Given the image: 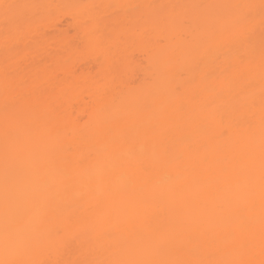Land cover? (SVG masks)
I'll list each match as a JSON object with an SVG mask.
<instances>
[{"label": "snow or ice", "instance_id": "snow-or-ice-1", "mask_svg": "<svg viewBox=\"0 0 264 264\" xmlns=\"http://www.w3.org/2000/svg\"><path fill=\"white\" fill-rule=\"evenodd\" d=\"M35 5L0 3L4 24V47L6 63L4 71V145L2 156V185H0V207H2V232H0V264H264V38L259 46V122L251 119L257 105L255 80L251 73L255 45L246 38L255 25L256 5L253 4H192L161 5V8L182 7L191 10L183 23L188 35V45L206 51L215 46L214 62H219L223 73L229 74V85H236V110L240 117L236 126L243 121L246 125L244 143L241 147L226 145L227 150L212 149L207 140L195 141L182 137L179 146L170 144L158 150L155 129H144L146 147L137 153L135 146L137 136L143 129L142 123L134 120L140 112L152 111L151 102H141L140 89L127 87L123 82L118 86L123 115L122 122L115 125L116 134L112 143L115 146L109 158L119 161L127 169L125 179L129 186L139 184L140 191L145 193L138 205L120 207L114 217L105 214L98 217L93 227L100 226V237H111L120 233L118 239L102 245L101 258L78 261L54 262L33 258L38 242L30 236L21 238L19 224L25 213L33 210L40 213L41 222L47 215V205L60 195H67L70 177L66 174L54 176L55 155L48 151L41 156V149L34 143L33 132L25 119L17 111V90L23 91L26 98L31 97V85L25 79L17 80L15 69L18 65V40L23 33L24 22L21 10ZM64 7V6H56ZM72 7V6H69ZM81 8H122L130 7L139 10L141 5H83ZM260 28L264 36V0L259 4ZM223 9L231 10L224 14ZM81 28L85 33V46L82 52L99 51L106 58L111 48L122 38V33L100 39L90 25L93 18L82 14ZM134 30V29H133ZM163 43V41H161ZM244 66L246 70H242ZM214 72H209L204 80H209ZM195 84V82H193ZM127 87V92L124 88ZM210 83L195 84L190 97L191 102L202 109L210 107L208 100L202 99L201 93L214 92ZM174 92L179 98V109L185 108L184 93L177 87ZM130 99L135 100L134 108L126 106ZM126 117V119H125ZM221 135L228 136L225 129ZM126 159L121 160V156ZM85 161H81L84 164ZM222 165L219 171L225 177L239 178L228 182L223 194L212 202V213L203 214L197 220L190 221L183 216L159 228L154 227L152 218L142 215L141 206H150L155 197L151 194V183L160 169H176L173 177L170 171L161 172L158 183L168 184L174 178L181 179L179 170L192 175L198 168H211L212 164ZM110 169H101L99 179L103 182ZM84 195V194H82ZM258 206V215L255 210ZM167 209V204L163 205ZM239 221V223H235ZM128 223L138 224L132 231L133 238L123 236ZM195 231L202 242L195 249L176 247L178 237L186 232ZM55 243L63 239L60 228L50 231Z\"/></svg>", "mask_w": 264, "mask_h": 264}, {"label": "bare ground", "instance_id": "bare-ground-1", "mask_svg": "<svg viewBox=\"0 0 264 264\" xmlns=\"http://www.w3.org/2000/svg\"><path fill=\"white\" fill-rule=\"evenodd\" d=\"M163 4L166 6L192 4H253L257 6L255 25L250 32L246 33V38L251 40L256 48L253 57L255 70L251 73V77L256 83L257 105L251 119L258 125L259 46L262 38H264V36L257 35V31L261 29L258 7L260 0H191V2L189 0H165ZM161 5L162 3L156 0L153 22L155 38L158 40L163 34L161 23H164L168 26L165 38L169 45L163 55L161 54L162 51L157 48L156 81L153 89L154 95L151 99L152 111L140 112L134 118L143 125V129L137 136L135 146L137 153L146 147L144 129H155L158 134L155 137L158 150H162L163 147L170 144L179 146L182 137L195 141L207 140L210 143V148L216 150L223 149L226 151V145L229 141L231 144L241 147L244 143L246 125L241 121V126H236L240 117V113L236 110V85H229V74L222 72L219 62H214V44L207 51L196 48L192 51L191 59H189L191 62L190 69V62L180 65L179 61L183 59L185 50L181 41V21L191 10L182 7H168L169 10H167L159 7ZM220 11L228 14L231 10L223 9ZM184 31L187 32V30ZM27 40L26 42H31V40ZM26 42L23 45V42L18 41L20 48L18 47L17 51L19 52L17 53L20 57L17 59L20 61L21 58V62L18 65H12L10 71L15 69L17 80L29 81L32 94L30 98H26L22 90H17V111L33 132V140L40 147L41 156H44L48 151L54 152L56 163L53 175L59 176L66 173L70 177V187L66 196L62 194L47 205V215L43 223L40 219V213L35 210L24 214L19 224L21 238L30 236L38 242L39 246L33 256L38 260L54 262L57 260L78 261L101 258L102 245L118 239L121 234L114 233L111 237L101 238L102 228L100 226L93 227L97 218L109 213L115 217L120 207L138 205L145 195L140 191L138 183L132 186L128 185L125 179L128 170L121 167L119 161H113L109 158V153L115 147L112 143L116 134L115 125L117 122H122L123 114L116 112L98 113L93 115L97 127L84 131L77 130L72 124V114L68 112L66 107L65 110L57 112L61 108L59 105L62 104L60 98L48 95L46 89L56 84L57 80L60 84L68 85L77 81L76 70L69 66V69H63L66 71V74L63 71L64 78L56 76L55 78L53 70L52 75L51 70L44 69V71L50 72L51 76L46 71L47 76H44L43 71L44 78H40L37 73H34L33 66L38 60L39 54L35 48H31L34 46L31 45L33 41L29 46L26 45L29 42ZM2 46L4 44L0 46L2 48L0 60L4 61V65L2 62L0 65V185H2L3 130L6 115L3 85L7 55L5 47ZM23 46L25 47L21 49ZM22 62L23 64H21ZM246 67L244 66L242 70H246ZM181 70H185L191 77H195V84H200L201 87L208 83L214 86L215 91L211 94L208 92L201 93L202 99L210 102L209 108L202 109L191 102L190 97L194 93L195 84L194 88H191L180 76ZM209 72H214V75L205 81L204 77ZM67 74H71L72 77ZM177 87L184 93L186 106L183 109L178 108L180 101L174 92ZM108 93L110 92L93 91L91 98L99 105V103L111 99L112 94L109 95ZM68 101L70 104L69 97ZM54 105H57L56 107L59 109L55 111L57 108ZM66 105L67 103L64 106ZM225 129L229 131L228 136L221 135ZM124 159L126 157L122 155L121 160ZM81 161H85V163L81 164ZM220 167L222 165L213 163L211 168H198L192 175L179 170L182 178L179 180L174 178L168 184L158 183V175L163 171H170L175 177L178 170H158L150 186L151 194L155 199L150 206H141L142 215L151 217L154 227L159 228L177 216H183L193 221L199 219L203 214H211L213 211L212 202L223 194L225 184L234 183L239 179L225 177L219 171ZM101 169H110L103 182L99 179ZM165 203L167 204L166 210L163 208ZM256 210H259L258 206ZM235 223H239V221H235ZM57 227L63 232V239L60 243H55L50 236V231ZM138 228V224L128 223L125 225L126 230L123 232V236L132 239V231ZM0 232H2V207H0ZM201 245L202 242L197 238L195 231L186 232L183 237H178L176 240V247L179 248L195 249ZM0 255H2V249H0Z\"/></svg>", "mask_w": 264, "mask_h": 264}, {"label": "rangeland", "instance_id": "rangeland-1", "mask_svg": "<svg viewBox=\"0 0 264 264\" xmlns=\"http://www.w3.org/2000/svg\"><path fill=\"white\" fill-rule=\"evenodd\" d=\"M164 1L158 0L162 5H164ZM0 3L38 6L21 10L24 29L21 34L23 38L20 37L18 41L23 42V45H25L27 39L31 40V42L33 41L32 44L27 40L29 43L26 42L28 43L26 45L29 46L30 43L34 45L31 48H35L39 54V58L33 66L35 69L34 73H37L40 78H44L47 74L51 76L50 72H48L49 70H51L52 75L55 72L54 77L60 78H64L66 74V71L63 70L64 68L70 66L74 68H72L73 70H76L75 72L77 73L75 75L78 74L77 81H73L72 84L68 85L65 83L60 84L59 80H57L56 84L46 89L48 90V95L60 98L62 104L59 106L61 108L59 109V107H56L57 105H54L57 108L55 111L59 109L57 112H61L66 107L68 112L72 114V124L77 130L84 131L97 127L93 115L98 113L116 112L123 114L118 95V86L122 85L123 82L127 83V87L141 90L138 93L141 102L145 100L151 102L156 81L157 48L162 51L161 54L163 55L169 45L168 40L165 38L168 26L164 25V23H161L163 34L158 40L155 38L153 22L156 0H48L47 2L45 0H0ZM83 5H147L151 7H142L139 10H134L130 7H78ZM163 9L169 10L168 8ZM82 14L90 15L93 18V23L90 26L95 29L96 35L100 39L106 40L117 33H122V38L113 45L107 58L99 51L82 52L86 40L84 30L80 26L81 19L78 18ZM187 14L189 13L187 12ZM181 28V41L185 50L184 57L179 63L184 65L190 62L189 59H191L192 51L195 48L188 45L186 40L188 33L184 31L186 27L182 21ZM257 35L262 37L261 29L257 31ZM4 39V24L2 9H0V46L4 44ZM2 47L4 48V46ZM18 47L20 48V46ZM1 53L2 48L0 47ZM17 57H20L19 54ZM1 62L0 60V65ZM2 65H4V61ZM190 67L191 62L189 69ZM44 69L48 70H45L47 74ZM43 71L45 73L44 76L42 75ZM180 76L191 88H194L195 77H191L185 70L180 71ZM127 87L124 88L125 93L127 92ZM93 91L110 92L108 94H112V97L106 102L97 105L91 98ZM65 102L67 103L66 106H64ZM134 104V99L126 102V106L129 108H134ZM258 211L255 210L257 215Z\"/></svg>", "mask_w": 264, "mask_h": 264}]
</instances>
